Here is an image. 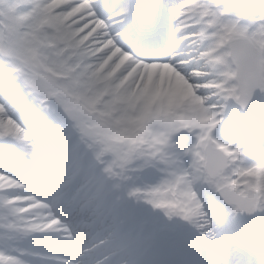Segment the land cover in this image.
<instances>
[{
    "label": "snow or ice",
    "instance_id": "6c2138e0",
    "mask_svg": "<svg viewBox=\"0 0 264 264\" xmlns=\"http://www.w3.org/2000/svg\"><path fill=\"white\" fill-rule=\"evenodd\" d=\"M99 9L0 0V264H264V0Z\"/></svg>",
    "mask_w": 264,
    "mask_h": 264
},
{
    "label": "rangeland",
    "instance_id": "374dc122",
    "mask_svg": "<svg viewBox=\"0 0 264 264\" xmlns=\"http://www.w3.org/2000/svg\"><path fill=\"white\" fill-rule=\"evenodd\" d=\"M237 1L238 0H232V3H236ZM111 2H112V0H96L97 6H98V10H99V14L102 17H106L107 15H109L110 14V9H99V6L101 4L111 3ZM126 2H128V0H119L120 4H123V3H126ZM131 2L133 4H138L139 0H133ZM156 2H157L158 9L162 13L160 28L163 29V31L165 33L171 35L174 32V20H173L171 9L173 7H175V5L179 2V0H156ZM153 4H155V2ZM255 15H256V13L252 14L249 18L252 19Z\"/></svg>",
    "mask_w": 264,
    "mask_h": 264
},
{
    "label": "bare ground",
    "instance_id": "6f19581e",
    "mask_svg": "<svg viewBox=\"0 0 264 264\" xmlns=\"http://www.w3.org/2000/svg\"><path fill=\"white\" fill-rule=\"evenodd\" d=\"M131 1H133V0H131ZM223 2H224V4L225 5H228V4H232V0H223ZM238 2V1H237ZM137 5V4H136ZM164 13V12H163ZM166 13V12H165ZM252 14H255V12H253ZM161 15H162V13H161ZM164 15V14H163ZM250 19V18H249ZM134 23H135V21H134Z\"/></svg>",
    "mask_w": 264,
    "mask_h": 264
}]
</instances>
